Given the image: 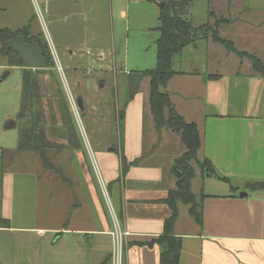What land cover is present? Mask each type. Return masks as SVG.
<instances>
[{
	"label": "crops",
	"instance_id": "0c3cea01",
	"mask_svg": "<svg viewBox=\"0 0 264 264\" xmlns=\"http://www.w3.org/2000/svg\"><path fill=\"white\" fill-rule=\"evenodd\" d=\"M203 1L201 14L206 22L194 23L197 9L192 5V24L215 26L216 19L227 20L218 28L220 36L264 63V0ZM34 3L44 7L57 46L69 48L67 40L78 35L84 45L100 47L105 34L103 19L109 15L107 0H29L32 10ZM16 4L23 5V0ZM6 10L3 2L0 12ZM77 18L83 23L74 32L69 28ZM11 46L26 68L44 67L35 44H26L19 37ZM3 58L6 64L1 63L0 69L10 70ZM37 60L38 65H33ZM173 67L177 75L166 91L176 111L198 126L202 137L198 158L208 159L217 175L200 174L201 225L189 215L188 206L186 216L179 204L174 229L182 241L179 264H264V191L247 188L250 183L264 182V78L253 70L248 58L204 38L177 55ZM212 75L219 78L209 79ZM0 96L9 95L0 87ZM16 106L17 98H11V112ZM11 117H0V264H160L161 248L143 244L163 234L165 221L172 214L158 201L177 186L172 172L180 156L165 159L166 173L160 166L164 153L171 152L174 135L165 132V145L145 151L141 117L132 115L134 128L140 130L126 134L123 150L95 152L104 178L101 187L89 173L83 154L78 156L77 178L67 182L42 170L33 175L18 169L26 159L18 152L16 136L8 135L5 128ZM121 155L130 164L139 163L117 182ZM5 162L12 168L6 170ZM100 187L120 229L129 233L120 255L115 253L116 220L105 208Z\"/></svg>",
	"mask_w": 264,
	"mask_h": 264
},
{
	"label": "rangeland",
	"instance_id": "374dc122",
	"mask_svg": "<svg viewBox=\"0 0 264 264\" xmlns=\"http://www.w3.org/2000/svg\"><path fill=\"white\" fill-rule=\"evenodd\" d=\"M165 1L167 0H112L110 4L107 0L106 11L109 15L107 19H103L102 30L105 34L99 42L100 47L84 45L80 37L74 35L67 40L70 43L69 48L59 47L55 43L51 33L52 28L46 19V12L42 5L34 3L32 10L29 0H23V5L16 4V0L0 2V6L5 2L7 9L0 12V28L18 30L30 25L31 35H41L48 43L54 57L53 70L44 67L38 69L46 72V75H41V93L47 128L63 127L62 113L58 98L55 96V89L59 84L80 140V148L76 149L75 146L72 148L68 146V137H57L64 132V127L56 136L49 130L46 136L56 144L47 150L48 159L54 171L45 170L38 153L34 151L23 152L26 161L18 169L33 175L39 174L42 170L61 181L63 178L72 180L78 176L77 172L80 169L78 156L83 154L89 173L101 186L104 178L100 176L98 163L94 158L95 152H104L109 149L123 150L126 134L131 130H140L139 127L134 128L133 117H141V129L144 134L142 143L145 151L153 145L158 148L165 145L163 135L165 132L174 135V141L170 144L171 152L164 153L165 158L160 163L165 173L168 168L165 159H171L173 155L179 157L185 152L180 134L167 129L158 131L154 128L149 110V79H140L138 76L140 72L154 69L157 65L156 42L160 38L157 29L160 26L159 15L162 8L160 4ZM193 5V8L197 9L194 23L197 25L205 23L206 19L201 14L204 12L205 1L193 0ZM123 12L126 13L125 16ZM72 23L69 29L78 32V26L83 21L77 18ZM62 27H64L63 30L67 28L66 25ZM37 62L39 61H34L32 64L38 65ZM1 63L6 64L0 53ZM31 70L35 71L36 68ZM8 71L10 74L2 80ZM51 74L55 78L54 81L51 80ZM0 87L9 95L6 98L0 96V117L2 119L7 114L13 115L4 126L8 135L13 133L19 142L21 124L17 115L21 111L24 93L22 69L17 67L10 70L0 69ZM11 98H17L16 111L13 112L9 107ZM79 99L82 100L83 110L79 107ZM12 123L16 126H12ZM137 123L136 120V125ZM53 132H57V129ZM4 141L6 137L2 138V142ZM8 155L11 156L9 152ZM192 165L197 176L192 181V191L196 198L200 199L201 171L195 163ZM9 168L11 169L12 165L5 162V169ZM179 177L180 174L172 172V178L176 183ZM101 192L109 216L115 219L110 201L104 195L105 190L102 191L101 188ZM188 207L181 205L182 212L186 216H188ZM116 228H118L117 224Z\"/></svg>",
	"mask_w": 264,
	"mask_h": 264
},
{
	"label": "trees",
	"instance_id": "16d2710c",
	"mask_svg": "<svg viewBox=\"0 0 264 264\" xmlns=\"http://www.w3.org/2000/svg\"><path fill=\"white\" fill-rule=\"evenodd\" d=\"M193 0H167L165 6L161 8L159 15L160 26L157 31L160 38L157 40V65L154 69L142 71L138 74L140 79H149V110L153 119L155 129L170 130L181 136L185 146V152L175 160L173 172L180 174L175 190L169 192L166 199L158 201L166 204L172 211L171 216L165 221L163 234L148 244L150 247L158 245L161 248L160 264H179L174 261V256L180 254L182 241L174 235L175 224L179 217V204L189 206V215L199 224H202V206L192 191V181L196 177L193 163L200 169L203 177L217 176L212 163L208 159L199 160V150L202 147V137L198 126L195 123H188L175 109L170 94L166 91L168 83L177 75L173 67L174 58L181 54L183 50L191 45H195L198 39H211L224 46L229 52L242 58H248L253 70L264 78V63L254 54L240 52L234 44L222 38L219 34V26L228 22L225 19H216V25H204L195 27L189 19ZM30 25L23 29L10 30L0 28V53L7 58L11 68L22 69L24 81L23 102L21 111L17 115L20 121L21 130L19 138L18 152L34 151L42 160L46 169L54 171V167L48 159L47 150L55 143L46 136L50 130L56 136L60 129L63 131L58 138L68 137V146L79 149L80 140L75 129L69 108L63 96L61 88L55 89V96L58 98L59 108L62 113V128H47V121L43 109L41 93V75H46L44 70L32 71L25 67L24 61L19 52L12 46L11 42L22 37L26 44H35L44 61V68L53 70L55 68L54 57L48 43L44 38L31 35ZM53 74L51 80L54 81ZM211 80L219 78L218 75L208 77ZM55 122H57L55 120ZM54 122V123H55ZM57 129V132H53ZM116 151H119L116 149ZM121 171L117 182H120L127 174L131 166L138 165L139 162L128 163L121 155ZM221 179V178H220ZM64 182L68 178L62 179ZM226 180V179H221ZM252 191H264V182H255L247 185Z\"/></svg>",
	"mask_w": 264,
	"mask_h": 264
},
{
	"label": "built area",
	"instance_id": "2783aa9c",
	"mask_svg": "<svg viewBox=\"0 0 264 264\" xmlns=\"http://www.w3.org/2000/svg\"><path fill=\"white\" fill-rule=\"evenodd\" d=\"M115 220H116V224H117V227L116 228V233H114V236L116 238V254L120 255L122 253V250H123V247H124V244L127 240V238L129 237V233L127 231H122L120 228H119V223H118V219L117 217L115 216Z\"/></svg>",
	"mask_w": 264,
	"mask_h": 264
},
{
	"label": "water",
	"instance_id": "95a60500",
	"mask_svg": "<svg viewBox=\"0 0 264 264\" xmlns=\"http://www.w3.org/2000/svg\"><path fill=\"white\" fill-rule=\"evenodd\" d=\"M165 6V3H161L160 4V7H164ZM10 74V72L8 71V72H6L5 73V75L3 76V78H2V80H4V79H6L7 78V76ZM78 104H79V107L83 110V104H82V100L81 99H79L78 100ZM13 125H15V123H12V126ZM179 254H176L175 256H174V261L176 262V263H179Z\"/></svg>",
	"mask_w": 264,
	"mask_h": 264
}]
</instances>
